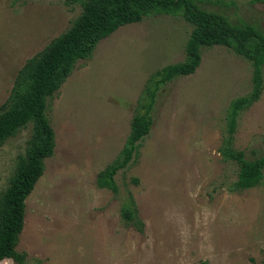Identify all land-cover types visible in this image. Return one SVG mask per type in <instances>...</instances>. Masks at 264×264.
Here are the masks:
<instances>
[{"label":"rangeland","instance_id":"rangeland-1","mask_svg":"<svg viewBox=\"0 0 264 264\" xmlns=\"http://www.w3.org/2000/svg\"><path fill=\"white\" fill-rule=\"evenodd\" d=\"M226 1L233 4L206 9L264 35V0ZM80 12L63 0H0V105L25 61ZM190 31L179 16L153 15L120 27L76 64L50 101L54 154L25 201L18 252L41 264H264V182L230 191L236 170L219 154L229 104L252 88L249 62L226 48L204 49L193 74L158 89L138 158L115 176L119 194L97 186L158 73L184 60ZM31 128L0 147V191ZM233 146L247 160L264 156V89L239 115ZM128 192L143 234L121 219Z\"/></svg>","mask_w":264,"mask_h":264},{"label":"trees","instance_id":"trees-1","mask_svg":"<svg viewBox=\"0 0 264 264\" xmlns=\"http://www.w3.org/2000/svg\"><path fill=\"white\" fill-rule=\"evenodd\" d=\"M66 6L79 5L81 12L70 26L53 38L40 52L27 59L17 72L7 99L0 105V147L29 124L32 125L26 153L19 158L14 175L0 191V263L41 264L16 250L25 217V201L42 177L45 161L55 148V133L48 119L50 101L72 74L76 64L92 57L98 44L120 27L139 23L153 15L181 17L191 31L184 47L182 62L168 65L147 90L148 101L143 111L131 121L130 134L117 158L97 176V186L115 196L119 187L115 176L131 165L139 155L142 141L153 125L152 108L158 89L175 78L195 72L202 51L223 47L249 62L252 68L251 91L232 100L226 112L219 154L236 170L232 192L260 186L264 182V156L245 159L233 146L239 115L260 99L264 89V35L254 26L231 23L223 15L206 6L229 7L226 0H63ZM137 183V180H134ZM124 225L144 233V223L132 195L128 192L121 206Z\"/></svg>","mask_w":264,"mask_h":264},{"label":"crops","instance_id":"crops-1","mask_svg":"<svg viewBox=\"0 0 264 264\" xmlns=\"http://www.w3.org/2000/svg\"><path fill=\"white\" fill-rule=\"evenodd\" d=\"M23 65H24V64H23ZM19 70H20V69H19ZM19 70H18V71H19ZM18 71H17V72H18ZM17 72H16V74H17ZM16 74H15V76H14V79H15V77H16ZM13 82H14V80H13ZM12 85H13V84H12ZM11 88H12V87H11Z\"/></svg>","mask_w":264,"mask_h":264}]
</instances>
